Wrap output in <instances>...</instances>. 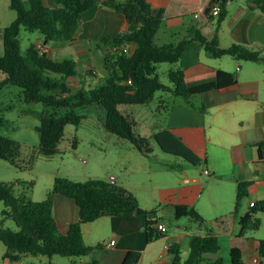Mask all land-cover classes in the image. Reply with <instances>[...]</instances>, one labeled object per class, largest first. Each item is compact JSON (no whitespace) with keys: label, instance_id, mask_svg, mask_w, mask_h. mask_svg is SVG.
<instances>
[{"label":"trees","instance_id":"16d2710c","mask_svg":"<svg viewBox=\"0 0 264 264\" xmlns=\"http://www.w3.org/2000/svg\"><path fill=\"white\" fill-rule=\"evenodd\" d=\"M224 2L226 0L221 3L213 2L221 6L213 37L207 38L199 33L191 39L159 44L157 34L164 25L162 13L154 14L147 0H56L59 5L56 8L45 6L43 0H10V8L16 13V18L11 25L0 29L4 48L0 58V71L6 75L5 80L0 82V90L3 86L18 87L27 104H42L45 107L38 114L40 124L36 128L39 135V155L51 157L57 154L66 127H78L85 117L79 110L93 106L105 111L104 127L109 133L129 141L138 152L148 156L151 153L149 139L135 133V121L124 115L119 110L120 106L149 105L157 93H162L170 99H182L187 107L202 111V107L198 108L194 103L196 97L211 90L234 86L237 79L232 73L218 70L215 81L189 88L185 83V70L199 61L201 51L213 59L229 56L239 62H264L260 49L237 44L221 47L217 33L227 16ZM96 6L112 8L123 14L128 22V29L123 34L115 38L106 37L102 41L109 51L103 59L105 76L102 79L96 81L93 70L79 73L78 63L73 58L59 61L51 59L37 44L31 45L26 53H22L19 40L21 28L31 33H40L45 46L52 42L72 43L75 41L81 16ZM250 8L264 15V0H253ZM130 45L135 46L132 51L128 49ZM114 47L119 49L112 51ZM163 64L170 66L166 73L170 85L161 81L159 67ZM91 77L94 78L96 88L86 90L85 85ZM75 79H79V87L72 84ZM160 103H164L162 97ZM3 125L0 118V128ZM258 147L259 156L263 158L264 144L261 143ZM165 151L192 166L206 165V160L201 159L194 151L182 149L179 139H175ZM36 156L32 154L30 162ZM20 157L19 143L0 135V161L22 167ZM249 185L250 182L238 184L235 207L228 215L207 222L195 208L178 204L174 206L173 220L188 218L199 226L207 227L208 224L220 226L234 218L240 225L239 236L244 237L260 228V215L264 214L262 199L254 202L246 213L240 215V207L247 197L246 188ZM14 186L0 181V202L7 209L3 214L12 219L17 227V230H11L0 226V242L6 247L4 258L10 264H25L23 260L28 256L88 258L89 261L84 264H98L97 260L91 258L98 246L90 247L85 244L82 225L102 217L132 218L139 208V202L130 191L105 179L78 182L56 176L53 189L41 202H35L23 194L15 195ZM56 194L74 200L78 208L79 221L72 224L66 234L59 230L53 215ZM159 212L160 208L145 212L146 240L149 244L165 237V233L158 230ZM178 248L170 250L173 254L172 264H199L205 261L223 264L220 259H207L208 255H216L222 250L214 236H193L190 253L184 263ZM260 255L264 259V240L260 242ZM140 259V252L131 251L122 264H138Z\"/></svg>","mask_w":264,"mask_h":264},{"label":"crops","instance_id":"0c3cea01","mask_svg":"<svg viewBox=\"0 0 264 264\" xmlns=\"http://www.w3.org/2000/svg\"><path fill=\"white\" fill-rule=\"evenodd\" d=\"M147 1L154 14L162 13L164 25L157 34L160 44L191 39L199 33L207 38L213 37L217 30V16H212L209 9L214 1L223 2V0ZM252 1L224 2L227 16L218 27L217 38L223 48L237 44L260 49L264 56V15L250 8ZM43 2L47 7L59 6L56 0ZM127 29L128 22L123 14L109 7L96 6L81 16L74 42H52L45 46L39 41L37 45H42L43 51L53 60L59 61L56 57H65L73 53L75 57H79L78 59L85 58L84 61L79 60L77 63L83 61V72L95 69L93 72L99 80L102 77L99 76L93 59H104L109 53L102 41L106 37H118ZM134 47L130 45L128 49L132 51ZM203 54L206 53L201 51L199 61L185 70V83L189 88L215 81L218 70L234 74L236 84L211 90L196 97L194 103L197 102L195 105L198 108L202 107V111L191 109L184 102H176V99L162 97V100H166L164 104L169 102L172 104L168 110V124L158 132H153L152 136L165 150L175 139H179L182 149H191L201 159L206 160V165L201 167L191 165L201 169L193 173L182 168L188 178L186 183L190 184L168 189L162 213L159 214V224L167 228L164 238L150 244L147 242L145 212L153 207H143L140 204L132 218L102 217L82 225L85 244L90 247L98 246L91 256L98 264H122L131 251L141 253L138 264H172L173 254L170 250H176L178 246L184 263L189 256L193 236H214L218 239L222 250L216 255H208V260L220 259L223 264H257L254 261L258 259V264H264V259L260 255V242L264 239L251 235V232L244 237L239 236L240 225L237 219H229L211 229L199 226L191 220V223L180 228L181 219L176 223L179 226L178 231H171L170 222L166 220L174 219V206L178 204L195 208L207 222L230 214L234 210L237 187L241 182H250V185L246 188L247 197L242 201L240 215L246 213L252 203L264 199V156L261 158L258 151V145L264 144V62H239L229 56L213 59ZM63 59L65 58L60 60ZM228 159L232 166L229 171L224 170V162L226 163ZM205 171H208L209 175L205 174ZM204 176H208L210 180L205 181ZM97 177L87 173L85 181L102 179ZM111 178L115 179L117 185L127 189V184L120 182L119 177L110 175L105 180ZM213 181L224 184V189L229 190V194L220 196L217 203L212 202L206 206L203 200L204 191ZM53 215L63 234L68 232L72 224L79 221L78 208L74 200L61 194L55 195ZM112 240L115 244L109 246ZM224 251L227 252L226 259ZM88 261L87 258L81 262L84 264ZM72 264L80 263L74 261Z\"/></svg>","mask_w":264,"mask_h":264},{"label":"rangeland","instance_id":"374dc122","mask_svg":"<svg viewBox=\"0 0 264 264\" xmlns=\"http://www.w3.org/2000/svg\"><path fill=\"white\" fill-rule=\"evenodd\" d=\"M15 18L16 13L10 8V0H0V29L11 25ZM19 40L22 53H26L31 45L43 41V37L40 33H31L21 28ZM157 41L159 43V40ZM3 51V41L0 39V58ZM203 55L206 57V54ZM72 56L76 61L85 60V58L78 59L79 57H75V53L56 58L60 60ZM93 60L99 76L103 78L105 75L103 58ZM82 62L78 63L77 71L79 73H83ZM168 69L170 66L167 64L159 67V73L162 76L161 81L166 85H170L166 77ZM88 70L92 71V69ZM93 71L96 70L93 69ZM5 78L6 75L0 71V82ZM93 79L91 77L88 80L85 85L86 90L96 88ZM95 80L98 81V78ZM72 84L74 87H79V79L73 80ZM161 97H165V95L157 93L149 105L119 107L124 115L133 118L135 121V133L149 139L150 155L146 156L138 152L129 141L109 133L104 127L105 111L92 106L79 110L80 114L85 117L78 127L73 125L66 127L64 139L59 145V152L54 156L45 157L38 154L39 135L36 131L40 124L38 114L43 112L45 107L42 104H27L20 88L3 86L0 90V118L4 125L0 128V135L19 143L22 167L1 160L0 181L14 184L13 192L15 195L23 194L35 202H41L47 198L53 189L56 176L85 182V174L87 173L102 179L113 175L119 177L120 182L127 184V189L141 206L160 208L159 214H161L168 189L190 184L186 183L188 178L184 175L183 170L189 173L201 170L192 167L172 154L166 153L161 143L152 136L153 132H158L160 128L166 127L168 124V110L172 104L170 102V104L160 103ZM176 102L183 103L184 101L176 99ZM32 154L37 156L33 162H30ZM230 162L229 159L226 163L224 162V170H231ZM203 179L205 181L210 180L208 176H204ZM225 194H229V190L224 189V184L213 181L206 186L203 200L206 206H209L212 202L217 203L220 196ZM5 210L7 209L4 203L0 202V226L17 230L13 220L6 218V215L3 214ZM260 219L259 230L251 232V235L264 239V214L260 215ZM166 220L170 222L171 231H178L179 226L181 228V226L191 223L188 218H183L180 225L177 226V221L167 218ZM214 227H216L215 224H208L207 226L208 229ZM5 253L6 247L0 242V264H8L4 258ZM223 255L226 259L227 252L224 251ZM82 260L85 259L28 256L23 262L25 264H30V262L35 264H72L76 261L82 264Z\"/></svg>","mask_w":264,"mask_h":264},{"label":"built area","instance_id":"2783aa9c","mask_svg":"<svg viewBox=\"0 0 264 264\" xmlns=\"http://www.w3.org/2000/svg\"><path fill=\"white\" fill-rule=\"evenodd\" d=\"M220 12H221V7H220V5H219L218 3L213 4V5L211 6V12H210V13H211L212 16H218V15L220 14ZM38 48L41 49V50L43 51V47H42V45H39ZM118 49H119V47H114V48L112 49V51H116V50H118ZM124 51L127 52L126 49H124ZM129 83H130V82H129ZM204 173L207 174V175H209V172H208V171H205ZM109 181H110L112 184H116L114 178H111ZM251 206H253V203L251 204ZM158 230H160V231L163 232V233H166V232H167V228H166V226L163 225V224H159V225H158ZM114 244H115V241L112 240V241L110 242L109 246H112V245H114ZM254 262L258 264V263H259V260L256 259ZM20 264H21V263H20Z\"/></svg>","mask_w":264,"mask_h":264}]
</instances>
